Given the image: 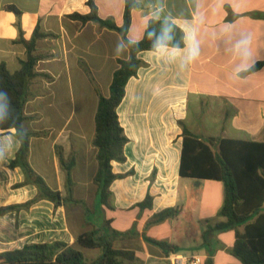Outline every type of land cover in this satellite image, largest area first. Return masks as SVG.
Here are the masks:
<instances>
[{"label": "crops", "instance_id": "crops-1", "mask_svg": "<svg viewBox=\"0 0 264 264\" xmlns=\"http://www.w3.org/2000/svg\"><path fill=\"white\" fill-rule=\"evenodd\" d=\"M93 1L100 17L112 19L117 26L124 24L125 0ZM137 2L139 7L132 13L128 33L130 40H141L150 20H170L184 31L185 45L160 46L138 55L143 65L129 80L117 110L129 142L125 147L126 162H113V172L122 177L111 185V207L105 206L111 215L91 222V211L87 210L86 216L75 214L70 218L66 207L56 208L48 200L19 212H0V254L33 243L63 241L75 245L78 235L99 229L115 248L134 251L139 264H171L175 255L200 256L205 263L212 260L213 264H243L233 255L232 247L236 231L244 233L246 226L210 233L209 243H204L203 232L207 227L225 220L219 216L225 186L215 180L180 175L182 123L201 138L264 144V0ZM8 6L16 7L21 12L20 18ZM90 11L88 0H0V63L5 62L11 73L18 71L21 60L26 59V48L18 43V22L26 40L32 38L37 27L45 34L55 35L38 41V53L43 56L36 71L52 79H37L31 84L25 109L31 121L42 113L47 117L58 106L56 95L51 93L57 81L55 76L68 75L71 86L72 75L77 82L82 79L85 71L81 62H84L100 88L104 79L111 85L118 68L117 59L129 58L130 51L116 31L93 22L83 25L67 17ZM245 40H250L246 46L241 44ZM260 62H263L260 69L249 72ZM69 121L68 118L66 122ZM86 122V117L80 116L75 131L70 133L80 143L74 171L86 172L90 168L93 172L89 182H82L91 190V199H79L92 203L98 199L93 183L98 164L96 149L91 146L95 121L89 136L85 135ZM62 134L63 131L59 138ZM34 139L33 136L29 160L34 156ZM19 148L15 131L0 129V209L26 203L38 194L32 184L15 187L25 180L20 168H10ZM43 155L45 161L44 152ZM57 158L54 161L59 166ZM50 162L49 157L47 163ZM148 194L153 197L152 207L142 210L137 205ZM169 207H179L180 215L149 224L155 214ZM254 223L255 220L249 225ZM195 235L200 238L195 239ZM224 236H228L225 241L214 243V238ZM145 238L168 242L179 249L165 254Z\"/></svg>", "mask_w": 264, "mask_h": 264}, {"label": "trees", "instance_id": "trees-1", "mask_svg": "<svg viewBox=\"0 0 264 264\" xmlns=\"http://www.w3.org/2000/svg\"><path fill=\"white\" fill-rule=\"evenodd\" d=\"M91 9L88 14L74 13L67 16L71 20L83 25L93 22L101 28L119 33L130 51L128 59H117L118 68L115 70L110 85L109 96L101 93L99 85L89 67L81 62V66L92 83L98 97L95 114V133L92 146L96 149L98 168L93 178L97 187V196L100 202L111 207V185L122 176L113 172V162L125 163V147L129 138L122 127L118 107L122 103L126 86L129 80L135 77L143 65L138 55L142 51L156 50L160 46L182 48L185 45V33L170 20L152 19L148 22L145 34L139 41L128 37L132 22V13L139 7L137 0H125L124 24L117 26L112 19L100 17L97 5L88 0ZM8 10L17 14L21 12L14 6ZM18 43L26 48V59L21 60V67L11 73L5 62L0 63V129L5 132L15 131V137L20 142V148L10 168H20L25 176L24 182L15 187L32 184L36 186L38 194L32 200L11 205L0 209V212L21 211L30 209L41 200H48L56 208L70 205H84L83 200L74 198L75 181L73 171L77 164L76 154L68 159L63 148L56 146V154L60 167L65 174L66 195L53 189L46 180L33 168L30 163L31 139L34 134L25 128L29 119L25 114V106L29 98L30 86L37 77L51 78L50 75L39 73L36 67L41 56L36 54L39 40L55 35L45 34L37 27L32 38L26 40L21 27ZM263 66L260 62L249 72L256 71ZM183 126V150L181 156L180 175L185 178L207 179L222 182L225 186V201L219 216L225 220L209 225L203 232L205 244L209 243L210 233L237 230L246 226L244 233L236 231V238L232 253L243 264H264V144L242 140L222 138H201L192 133L185 124ZM153 197L148 194L145 200L139 203L143 209L152 207ZM181 213L179 207H169L155 214L149 224H157L166 220L175 219ZM255 220L254 225H249ZM145 240L165 254L178 251L179 247L168 242L150 238ZM101 249L102 254L94 261H90L83 250ZM0 264H139L136 254L132 250L115 248L113 243L101 230L94 229L77 236L76 245L63 241L28 244L22 249L0 254ZM205 264H213L212 260Z\"/></svg>", "mask_w": 264, "mask_h": 264}, {"label": "rangeland", "instance_id": "rangeland-1", "mask_svg": "<svg viewBox=\"0 0 264 264\" xmlns=\"http://www.w3.org/2000/svg\"><path fill=\"white\" fill-rule=\"evenodd\" d=\"M38 47V43H37ZM36 54L39 56H43L42 54L38 53V49L36 50ZM37 70V67H36ZM45 74V73H44ZM85 76V77H84ZM57 78L56 84L52 86L53 95H56L57 98V105L54 106L48 113V116L37 115L35 121H31V117L26 116L29 118L25 122V128L34 134V141L32 143V147L34 150V156L30 159V163L33 168L46 180V182L56 190L61 189V193L65 196L66 195V187H65V174L62 171L60 165L58 166L54 161L57 158L56 154V146H61L64 151L65 157L68 159L73 153L76 154L77 148H79V138L76 137L74 133H70V131H75V124L76 121L79 119L80 116L84 115L86 117L87 122L85 123V135L89 136L92 135L94 131V114L97 108L98 97L94 90V87L86 74L80 76V81L77 82L76 76L72 75L73 82H69L68 75H58L55 76ZM45 79L51 80V78L47 77H37L32 81V83L37 79ZM31 83V84H32ZM48 88V87H45ZM109 88L110 82L107 79L102 80L100 84L101 93L104 95H109ZM54 90V91H53ZM43 93V92H41ZM30 95V92H29ZM84 106L82 105V102ZM27 105V103H26ZM43 106V105H42ZM85 107V108H84ZM26 109V106H25ZM43 111V108H42ZM70 119L67 123L66 121ZM65 129V130H64ZM63 131V136L59 138V133ZM89 144H86V148ZM92 146V144H91ZM42 150V151H40ZM44 154L46 155V160L44 161ZM77 156V155H76ZM50 157L51 162L50 164L47 163L48 158ZM58 159V158H57ZM73 177L75 181L74 187V198L77 200H81V197H87L89 199L91 194V190H87V186H83L82 182L92 179L91 169L84 172L83 170H76L73 171ZM86 173V174H84ZM85 176V178H84ZM76 182L79 186L76 188ZM84 184V183H83ZM203 188V187H202ZM85 190V191H84ZM68 209L69 217H73V215H82L86 216L87 210L91 211V222L95 221L97 217H104L107 218L111 215V212L108 211L105 206L100 202L98 198L96 202L87 203L85 202L84 205H70L66 206ZM220 218V217H219ZM107 234L111 233V230L108 228ZM149 233L147 230L146 235ZM230 236V235H228ZM227 236V237H228ZM226 236L221 238H214L215 244H220L225 239ZM197 236L195 235V239ZM200 236L197 238L199 239ZM76 245V244H75ZM85 256L90 260L93 261L99 255H101L100 250H83Z\"/></svg>", "mask_w": 264, "mask_h": 264}, {"label": "built area", "instance_id": "built-area-1", "mask_svg": "<svg viewBox=\"0 0 264 264\" xmlns=\"http://www.w3.org/2000/svg\"><path fill=\"white\" fill-rule=\"evenodd\" d=\"M171 264H205L204 260L200 256H193L191 258H183L175 255L171 259Z\"/></svg>", "mask_w": 264, "mask_h": 264}, {"label": "clouds", "instance_id": "clouds-1", "mask_svg": "<svg viewBox=\"0 0 264 264\" xmlns=\"http://www.w3.org/2000/svg\"><path fill=\"white\" fill-rule=\"evenodd\" d=\"M249 43H250V40H245V41H242V42H241V44H242V45H245V46H246L247 44H249ZM245 55H247V52H246V51H245Z\"/></svg>", "mask_w": 264, "mask_h": 264}]
</instances>
